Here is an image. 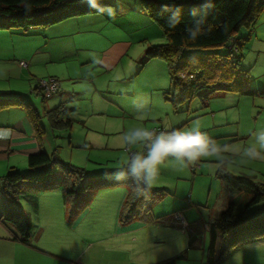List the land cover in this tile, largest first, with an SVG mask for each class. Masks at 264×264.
<instances>
[{
  "label": "rangeland",
  "instance_id": "obj_1",
  "mask_svg": "<svg viewBox=\"0 0 264 264\" xmlns=\"http://www.w3.org/2000/svg\"><path fill=\"white\" fill-rule=\"evenodd\" d=\"M139 13L150 21L148 26L143 27L142 19L135 13L136 26L143 28L135 29V32L127 29L125 33L118 27L114 38L115 41H134L130 56L113 71V75L126 73V78L116 79L112 75L108 80L110 90H105L93 100H85L84 96L75 98L76 91L70 90L72 87L63 90L56 97L61 99L56 108L60 107L63 112L64 101L74 96L76 109L72 111L70 127L56 130L45 116L46 111L55 106L52 104L55 99L47 100L34 89L41 81L50 79L56 80L60 87L67 72L72 75L80 68L88 67V63L81 65L78 57L95 58L101 52L95 47L106 45L95 37L73 38L67 34L69 29L56 34L55 30L62 28L58 24L25 30L0 29V93L16 92L26 96L17 94L10 97L23 99L37 111L36 119L46 124L41 142L52 158L62 162L54 164V186L37 188L32 185L21 189L28 197L22 195L17 203L20 202L32 230L27 245L18 243L9 251L13 253V264H154L181 251L188 258L177 259L176 263H205V248L209 245L210 234L203 230L202 224L218 218L229 203L227 192H231L216 174L220 167H227L234 173L241 170L242 159H235L233 154V148L239 144L234 133L236 130L246 133L250 129L252 116L256 113L252 109L255 98L236 97L233 101L232 96L238 95L217 93L207 102L199 96L179 104L166 99L163 91L169 86L166 64L158 58L145 61L148 46L143 47L135 38L140 32L152 30L154 44H163L166 39L145 13L141 10ZM79 17L84 16L67 21ZM87 29L89 27L84 25L81 31ZM82 34L85 37L86 33ZM74 42L73 52L71 45ZM207 51L214 50L201 52ZM217 51L226 52L224 48ZM30 57L36 65L33 70L37 74L47 73L45 77L33 81L32 66L28 68ZM20 61L27 63V67L19 66ZM94 70L93 65L87 68V72ZM94 76L93 73L88 74L91 79ZM250 86L253 87L252 83ZM239 98L243 103L237 107L235 104ZM13 108L26 113L23 107ZM10 109L1 111L0 116H8L6 111ZM20 114L13 113V116ZM231 116H236V119H231ZM14 117L11 118L14 120ZM221 117H226L223 124ZM25 118L30 122L27 113ZM194 123H199L201 129L221 146L220 151L185 165L172 157L166 158L160 165L157 182L151 187L156 192L150 194L149 212L127 223L121 221L120 212L128 195V183H116L112 177L127 155L122 144L125 132L135 126L164 130L169 125L187 128ZM52 133H55V138ZM128 149L146 151L140 144ZM24 162L23 157H11L9 165L26 173L28 168L27 163L23 167ZM64 164L80 169L74 176L79 181L88 180L91 183L89 190L68 199L64 187L70 190L71 184L65 181L72 173L64 178ZM195 166L196 171H193ZM4 167V164L0 165V169ZM233 175L255 182L241 174ZM177 211L182 212L187 224L192 226L191 234L195 238L192 247H188L186 227L169 223ZM217 264H264V235L239 242L220 256Z\"/></svg>",
  "mask_w": 264,
  "mask_h": 264
},
{
  "label": "trees",
  "instance_id": "obj_2",
  "mask_svg": "<svg viewBox=\"0 0 264 264\" xmlns=\"http://www.w3.org/2000/svg\"><path fill=\"white\" fill-rule=\"evenodd\" d=\"M135 1L142 13L160 28L166 39L165 43L152 45L145 51V61L158 58L166 64L170 84L169 89L164 92L166 99L179 104L194 96L207 102L217 93L264 97V90L250 86V71L242 66L248 38L241 34L244 28L256 24L264 9V0ZM110 6V0H0V29L50 27L72 17L100 14ZM177 9L180 19L172 25L171 19ZM191 30L198 33L195 40L189 36ZM219 48H224L226 52L217 51ZM203 50L214 51L201 52ZM1 97L0 112L8 108L23 107L37 138L40 139L44 128L36 119L37 111L31 104L19 97ZM65 113L66 109L61 112L58 107L46 111L45 116L54 129L70 127V119L62 118L66 117L63 115ZM51 156L43 150L30 154L27 156L26 173L12 167L2 177V190L8 198V207L1 217L15 228V239L24 244L29 242L32 224L18 206L17 199L22 195L28 197L21 191L23 187L54 186L53 165L60 162ZM64 166V178L72 173L65 181L71 184L70 190L63 184L64 193L69 195L68 199L75 197L76 193L81 195L89 190L91 183L88 180L79 181L74 176L80 169L70 164ZM196 168L197 166L192 170L196 171ZM216 177L225 181L234 197L229 200L218 218L211 222L204 264H217L219 257L239 242L264 235V183L236 177L223 167L218 169ZM115 182L128 183L129 188L120 212L121 221L127 223L134 217L149 212L148 202L152 198L150 194L156 190L151 188L146 195L137 196L131 178ZM185 231L188 246H191L195 242L191 234L192 226L191 231ZM174 262L172 259L164 264Z\"/></svg>",
  "mask_w": 264,
  "mask_h": 264
},
{
  "label": "crops",
  "instance_id": "obj_3",
  "mask_svg": "<svg viewBox=\"0 0 264 264\" xmlns=\"http://www.w3.org/2000/svg\"><path fill=\"white\" fill-rule=\"evenodd\" d=\"M111 6L108 9H105L102 13L92 15V16H84L79 18H74L71 20H65L58 25H62V28H58L55 30V33H59L60 31H66L65 29H69L70 34L73 38H87V37H95L97 40L102 42L106 45V47H95L98 52V55L95 58H86V57H78L80 64L88 63V67L92 65L95 66L96 70L93 72H87V68H80V70L76 71L77 73L67 72L64 75V79L62 80L59 90L49 98H45L47 100H53V106L51 109L56 108V103L61 100L60 98H56L63 90H66L70 87V90L76 91L75 98H79L84 96L85 100L88 98L94 99L95 97H99L105 90H110L109 87V79L113 75V71L118 67L123 61H125L130 55L129 52L134 44L133 39L130 40H123L115 41V34L118 31V27L121 31H125L129 29V31H134L135 29H142L143 27H147L150 23L149 20L144 18L143 14H140L138 3L135 0H110ZM135 13H138V18L142 19L144 24L143 27L136 26V20L133 16ZM67 23V24H66ZM65 25V26H64ZM86 25L89 27L86 31H81L82 27ZM60 27V26H56ZM82 32L86 33L85 37H83ZM133 34V32H131ZM242 36L248 38L246 42V53L243 60L242 66L248 68L250 71V85L252 83L253 88L258 90H264V9L257 20L256 24L253 27L244 28L241 32ZM154 32L152 30H147L144 32H140L139 36L136 41L140 44H143V47L148 46L147 48L151 47L154 44L153 40ZM73 42V41H72ZM73 52L75 51L76 43L74 42L72 45ZM147 48L145 50H147ZM143 60V58H142ZM141 61V60H140ZM29 64L31 70L34 72V80L38 78L45 77V74L36 73L33 70V67L36 66L33 62V58L30 57ZM143 63V62H141ZM20 66V65H19ZM128 66V65H126ZM21 68V67H20ZM93 73L95 74L94 79L88 77V74ZM122 75V76H121ZM121 76V77H120ZM126 73H120L118 75H113V78L122 79L126 78ZM82 78V79H81ZM88 78V79H87ZM34 84V83H33ZM170 85V84H169ZM65 88V89H63ZM169 88V86H168ZM163 90L164 92L168 90ZM89 91H88V90ZM35 90V89H34ZM115 90V89H114ZM60 91V92H59ZM69 91V90H68ZM66 91V92H68ZM26 97L20 95L16 92L10 93H0L2 96H17ZM236 97H244V96H232L233 101ZM255 99L252 100V109L255 111V115L251 116L253 120L251 121L250 129L246 133H241L239 130H236L234 133L237 136V140L239 144L233 148L235 159H242L237 173H234L227 167L224 169L228 172H232V174H241L240 176H246L253 178L255 182H264V158H247L244 157L240 153V147L246 145L251 140V132L259 127H264V97L258 96L254 97ZM74 96H69L66 101H64L65 107L64 109L67 110V113L63 114L66 115L62 118H73L72 111H75L76 105L73 103ZM253 99V98H252ZM243 100L240 98L237 100V104L235 106H239V103ZM230 106H234L230 105ZM10 109V108H9ZM50 110V109H49ZM258 110V111H256ZM8 116H0V128H7L12 130L11 136L6 140H0V165L4 164L6 167L0 169V190H1V200L0 201V264H13V253L9 252L11 249L15 247L19 242L15 239L17 236L15 228L7 223L4 222L1 215L8 207V198L5 196L2 190V177L6 175L10 168H18L17 166L9 165L10 158L13 157H23L25 158L24 168L26 167L27 163V156L33 153H36L40 150L48 152L44 144L41 142V139H38L35 131L31 125V122H28L26 117V113L21 110L12 108L6 111ZM1 113V112H0ZM15 114L21 113L18 117L13 116ZM14 117V120L11 118ZM226 117H221V124H223V120ZM231 119H236V116H231ZM239 119V117H238ZM71 121V120H70ZM72 122V121H71ZM42 123V122H41ZM46 124H42L45 132ZM56 130V129H53ZM218 134H221L220 132ZM52 136L55 138V133H52ZM222 136V135H221ZM57 159V158H56ZM59 162L60 159H57ZM10 166V167H9ZM22 167V168H23ZM54 167V166H53ZM56 168V167H55ZM63 187V185H62ZM234 195L232 193L227 192V198L232 199ZM23 198L20 196L18 201ZM20 203V202H19ZM18 206L20 207L21 205ZM21 208V207H20ZM180 213L186 222L182 212L177 211ZM212 221L203 222V230L205 232H210V227ZM187 224V222H186ZM175 226H180L178 224H173ZM181 227V226H180ZM186 229L191 231V225L186 226ZM186 233V231H185ZM30 240V239H29ZM188 243V242H187ZM247 243V242H246ZM27 245V244H26ZM188 247H192L188 246ZM206 250V248H205ZM169 255V257H164L159 259L160 261L155 262L154 264H164L168 260L174 259V264L178 261L177 259H187L188 257L185 255L184 251L178 252ZM183 254V255H182ZM181 256V257H180ZM196 264H199L196 263Z\"/></svg>",
  "mask_w": 264,
  "mask_h": 264
},
{
  "label": "clouds",
  "instance_id": "obj_4",
  "mask_svg": "<svg viewBox=\"0 0 264 264\" xmlns=\"http://www.w3.org/2000/svg\"><path fill=\"white\" fill-rule=\"evenodd\" d=\"M179 19V9H177L171 24L175 25ZM197 35L196 30L189 32L193 40ZM11 134V129L0 128V140L8 139ZM122 144L126 149L137 144L146 148V151H128L123 164L112 177L117 181L131 178L137 196L146 195L157 182L160 165L166 158L172 157L181 165H185L201 156L218 153L221 148L206 131L201 129L199 123L187 128L169 125L160 131L135 126L125 132ZM239 150L247 158H264V127L253 130L249 143L241 146Z\"/></svg>",
  "mask_w": 264,
  "mask_h": 264
},
{
  "label": "built area",
  "instance_id": "obj_5",
  "mask_svg": "<svg viewBox=\"0 0 264 264\" xmlns=\"http://www.w3.org/2000/svg\"><path fill=\"white\" fill-rule=\"evenodd\" d=\"M19 65L24 68L27 67V63L24 61H20ZM59 88V84L56 80L50 79L48 81H41L39 83V86L36 91L40 92L44 98H49L53 94L56 93V90ZM155 131H160L159 129L153 128ZM170 224H179L180 226L186 227L187 224L184 221L182 215L180 213H177L176 215L171 216V219L169 220Z\"/></svg>",
  "mask_w": 264,
  "mask_h": 264
}]
</instances>
